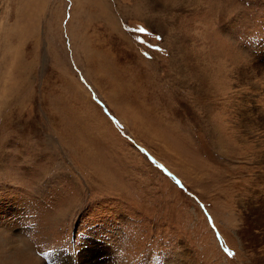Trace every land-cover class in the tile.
<instances>
[{"label":"rangeland","instance_id":"rangeland-1","mask_svg":"<svg viewBox=\"0 0 264 264\" xmlns=\"http://www.w3.org/2000/svg\"><path fill=\"white\" fill-rule=\"evenodd\" d=\"M263 159L264 0H0V264H253Z\"/></svg>","mask_w":264,"mask_h":264},{"label":"bare ground","instance_id":"bare-ground-1","mask_svg":"<svg viewBox=\"0 0 264 264\" xmlns=\"http://www.w3.org/2000/svg\"><path fill=\"white\" fill-rule=\"evenodd\" d=\"M257 184L255 186H257ZM260 202H263V201L260 200ZM259 205H258V207L253 208V212L256 214V220L254 222H249L250 224L247 223L246 224L247 227H246V229H244V231H242V233L244 234V238L249 240L250 246L251 247H257L256 249L254 248L255 251H257L261 254V253H264V205L262 203L260 206ZM256 230H260L262 232V234L260 235L259 232H255ZM258 248L259 249L262 248V252L259 251ZM94 253L97 256L100 255L99 250L94 251ZM103 253H105V250H103ZM252 259H254V258H252ZM102 261H104V260H102ZM106 261H108V260H106ZM263 261H264V259L261 260L258 258V259H255V261H254L255 263H253V264H264Z\"/></svg>","mask_w":264,"mask_h":264},{"label":"snow or ice","instance_id":"snow-or-ice-1","mask_svg":"<svg viewBox=\"0 0 264 264\" xmlns=\"http://www.w3.org/2000/svg\"><path fill=\"white\" fill-rule=\"evenodd\" d=\"M141 30H143V31H144V29H141ZM228 254H229V255H232V253H231V252H229Z\"/></svg>","mask_w":264,"mask_h":264}]
</instances>
